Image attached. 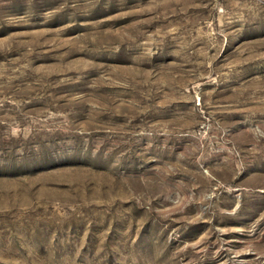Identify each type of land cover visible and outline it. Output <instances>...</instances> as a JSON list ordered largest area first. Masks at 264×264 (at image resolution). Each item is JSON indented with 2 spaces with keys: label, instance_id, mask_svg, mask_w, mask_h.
<instances>
[{
  "label": "rangeland",
  "instance_id": "374dc122",
  "mask_svg": "<svg viewBox=\"0 0 264 264\" xmlns=\"http://www.w3.org/2000/svg\"><path fill=\"white\" fill-rule=\"evenodd\" d=\"M0 264H264V0H0Z\"/></svg>",
  "mask_w": 264,
  "mask_h": 264
}]
</instances>
